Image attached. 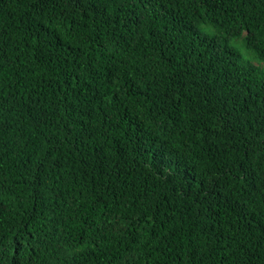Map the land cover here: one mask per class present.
<instances>
[{"label": "trees", "instance_id": "1", "mask_svg": "<svg viewBox=\"0 0 264 264\" xmlns=\"http://www.w3.org/2000/svg\"><path fill=\"white\" fill-rule=\"evenodd\" d=\"M0 264H264V0H0Z\"/></svg>", "mask_w": 264, "mask_h": 264}, {"label": "rangeland", "instance_id": "2", "mask_svg": "<svg viewBox=\"0 0 264 264\" xmlns=\"http://www.w3.org/2000/svg\"><path fill=\"white\" fill-rule=\"evenodd\" d=\"M205 27H207V26H203V30H204ZM209 32H211V34L212 33L214 34L215 33V29H210ZM238 43H239V41H238ZM234 45L238 47L239 51L242 53L243 56H247L246 48L243 45H237V42Z\"/></svg>", "mask_w": 264, "mask_h": 264}]
</instances>
